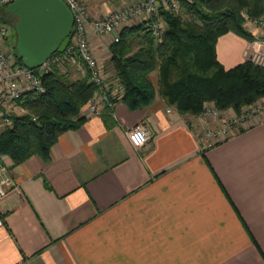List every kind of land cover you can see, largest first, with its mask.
<instances>
[{
	"label": "crops",
	"instance_id": "1",
	"mask_svg": "<svg viewBox=\"0 0 264 264\" xmlns=\"http://www.w3.org/2000/svg\"><path fill=\"white\" fill-rule=\"evenodd\" d=\"M85 1L98 12L105 0ZM89 38L110 66L109 42ZM247 44L220 35L217 60L243 62ZM120 97L111 124L85 102L82 123L61 132L46 158L13 163L17 188L0 200V264H264V120L202 151L195 115L159 94L134 110ZM141 121L151 139L138 148L125 131Z\"/></svg>",
	"mask_w": 264,
	"mask_h": 264
},
{
	"label": "trees",
	"instance_id": "2",
	"mask_svg": "<svg viewBox=\"0 0 264 264\" xmlns=\"http://www.w3.org/2000/svg\"><path fill=\"white\" fill-rule=\"evenodd\" d=\"M181 10L161 11L166 29L160 40L138 22L123 27L119 40L110 43L109 63L123 103L132 110L143 108L159 94L178 112L197 115L207 101L238 112L263 98L264 68L248 60L225 68L217 60L215 47L218 37L227 32L251 40L242 12L264 21V0H195L182 2ZM9 16L0 7V22H9ZM67 65L55 66L43 75L45 91L24 94L25 111L12 116L11 123L0 130V154L8 155L13 163L33 154L46 158L61 132L82 123L80 108L94 86L87 70L71 79L68 69L64 70ZM153 71L156 85L150 77ZM109 113H102L108 125L112 123Z\"/></svg>",
	"mask_w": 264,
	"mask_h": 264
},
{
	"label": "built area",
	"instance_id": "3",
	"mask_svg": "<svg viewBox=\"0 0 264 264\" xmlns=\"http://www.w3.org/2000/svg\"><path fill=\"white\" fill-rule=\"evenodd\" d=\"M12 1L0 0V7ZM63 1L71 10L74 19L70 41L64 51L52 53L36 68H27L17 61L15 50L9 45V24L0 22L1 129L11 123L12 116L25 111L22 104L23 95L43 93L45 86L42 76L52 70L53 67H62L65 64L77 68L86 67L89 82L94 86L92 95L86 100L88 111L99 116L104 111L111 112L115 98L120 97V95H117V92L112 89L111 81L104 74L102 64L95 57L89 31L111 43L119 40L120 27L143 22L151 34L160 40L166 29L161 11L178 13L182 9V2L191 3L195 0H131L118 11L97 19L89 17L87 8L81 0ZM245 17L255 25L256 31H259H254L253 38L248 41L244 50L245 60L264 68V21L252 18L247 14ZM223 114V109L211 102L205 104L202 111L195 115L199 122L204 119H211L217 123L214 127H205L196 131V140L202 151L227 139L236 131L264 120V97L244 105L238 112L233 110L225 118H222ZM125 133L138 148L145 147L151 139L150 127L144 121L128 128ZM12 166L11 158L8 155L0 154V200L11 189L17 188ZM3 223L0 210V225Z\"/></svg>",
	"mask_w": 264,
	"mask_h": 264
},
{
	"label": "water",
	"instance_id": "4",
	"mask_svg": "<svg viewBox=\"0 0 264 264\" xmlns=\"http://www.w3.org/2000/svg\"><path fill=\"white\" fill-rule=\"evenodd\" d=\"M15 16V52L27 68L38 67L70 41L73 14L63 0H13L2 7Z\"/></svg>",
	"mask_w": 264,
	"mask_h": 264
},
{
	"label": "rangeland",
	"instance_id": "5",
	"mask_svg": "<svg viewBox=\"0 0 264 264\" xmlns=\"http://www.w3.org/2000/svg\"><path fill=\"white\" fill-rule=\"evenodd\" d=\"M81 1L86 6L87 12L89 14V17L91 19H97V18H103L105 16H108L111 13H114V12L118 11L125 4L129 3L131 0H113L114 3H112V4H111L110 0H105L102 5H96V7L99 6V10L100 11H98V12H96L95 10H93L92 9L93 7L89 8V6H87V3H86L85 0H81ZM181 12H183V11L181 10ZM242 14L244 16V22H243L244 28H246V30H248L252 35H254V33H255L254 31H256L255 25H253V23H250V21L246 19V17H245V14H247L246 12L243 11ZM13 21H15V19ZM13 21L9 20V22H6L7 24H9V29H8V32L9 33L8 34H9V41H10V44L9 45H10L11 48H13V46L15 44V39H16V33H15L14 27L12 25V22ZM120 29H122V27H120ZM256 32H259V31H256ZM95 36H96V38H99V36H97V35H95ZM249 40L250 39H247V41H249ZM95 57L102 64V66L104 68L103 69L104 70V74L107 76L108 80L109 81H112V79H110V78L112 77L114 70L111 67V65L110 66H108V65L106 66V63L103 60L99 59L96 54H95ZM110 68H112L113 72H112V70ZM65 69H69L68 71H69V76H70L71 79H75V78H78L80 76H83L80 73L78 74V72H77L78 70H76L72 66L71 67H68V66L66 67L65 66L64 70ZM64 70L62 69L61 71H64ZM114 86H116V84L114 83V85H113V81H112L111 82V87H112V89L115 90L116 88ZM209 103H211V101L205 102L204 105L205 104H209ZM232 112H233L232 109H225V110H223V113L224 114H223V117L222 118L227 117ZM200 123H202V124L200 125V127L198 129L205 128V127H214L217 124L216 122L212 121L211 119H204V120L200 121Z\"/></svg>",
	"mask_w": 264,
	"mask_h": 264
},
{
	"label": "flooded vegetation",
	"instance_id": "6",
	"mask_svg": "<svg viewBox=\"0 0 264 264\" xmlns=\"http://www.w3.org/2000/svg\"><path fill=\"white\" fill-rule=\"evenodd\" d=\"M14 19H15V16L12 13H10L8 20L13 21ZM14 46H15V44H14ZM14 50H15V48H14Z\"/></svg>",
	"mask_w": 264,
	"mask_h": 264
}]
</instances>
